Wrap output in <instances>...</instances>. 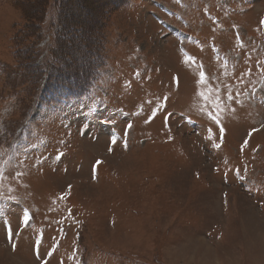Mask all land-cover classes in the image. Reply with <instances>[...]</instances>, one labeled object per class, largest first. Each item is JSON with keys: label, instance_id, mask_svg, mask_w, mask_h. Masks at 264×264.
<instances>
[{"label": "rangeland", "instance_id": "1", "mask_svg": "<svg viewBox=\"0 0 264 264\" xmlns=\"http://www.w3.org/2000/svg\"><path fill=\"white\" fill-rule=\"evenodd\" d=\"M116 1L0 0V264H264V0Z\"/></svg>", "mask_w": 264, "mask_h": 264}, {"label": "trees", "instance_id": "2", "mask_svg": "<svg viewBox=\"0 0 264 264\" xmlns=\"http://www.w3.org/2000/svg\"><path fill=\"white\" fill-rule=\"evenodd\" d=\"M71 0H68L67 2H63V3H60L59 2V0H57V3H56V7H66L68 4H72L71 2H70ZM76 1V0H75ZM126 1L127 0H117L116 2H114L116 5H117V7L119 8V7H121L122 8V6L124 7L125 5H126ZM67 3V4H66ZM62 9V8H61ZM61 9H60V13H61ZM62 15V14H61ZM60 16V15H59ZM56 30H57V32L58 31H60V28L58 29V28H56ZM31 32V30L30 29H26V30H24L23 32H22V34L19 36L18 35V39H20L21 41H24V42H27L28 44H33V41H34V39H35V34L33 35V34H31L30 33ZM25 33V34H24ZM29 33V34H28ZM31 34V35H30ZM38 38H37V43L38 44H41V33H39L38 35H36ZM32 38V41L30 40V41H28V39H31ZM55 44H56V48H57V50H55V51H53L52 53L53 54H55V52L57 53L58 52V50H60L61 49V44H62V41L60 40V38H57V41L55 40ZM89 44H92V48L94 49V50H98V49H101V47H102V43L101 44H98V43H96L95 41H93L92 39H90L89 40ZM55 57H56V54H55ZM56 60L59 62V60L57 59V57H56ZM56 73H59V72H56ZM94 74V67L92 66L91 68H90V70H89V72H88V74L87 75H89L90 77L92 76ZM76 79H78V81L76 80ZM81 79V77L78 75H75L74 76V80H76L77 81V83H76V88L77 87H82V85H84V83L82 84V81L80 80ZM58 80V79H57ZM60 82L61 81H59L58 80V84H60ZM61 85H63V86H65V84H61ZM68 86L69 85H71V84H67ZM70 88H72V87H69V89Z\"/></svg>", "mask_w": 264, "mask_h": 264}, {"label": "snow or ice", "instance_id": "3", "mask_svg": "<svg viewBox=\"0 0 264 264\" xmlns=\"http://www.w3.org/2000/svg\"><path fill=\"white\" fill-rule=\"evenodd\" d=\"M112 142H113V143H116V141H115V140H113Z\"/></svg>", "mask_w": 264, "mask_h": 264}]
</instances>
